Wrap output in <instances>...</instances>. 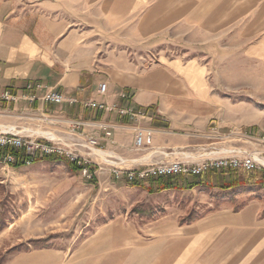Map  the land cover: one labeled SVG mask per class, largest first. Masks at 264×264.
<instances>
[{"label":"crops","instance_id":"crops-1","mask_svg":"<svg viewBox=\"0 0 264 264\" xmlns=\"http://www.w3.org/2000/svg\"><path fill=\"white\" fill-rule=\"evenodd\" d=\"M231 25L242 27L241 42L259 35L246 50L264 52V0H0V97L11 91L39 99L55 90L77 100L74 105L4 104L29 115L59 114L71 124L81 123L85 137L97 139L111 159L120 161L116 164L220 158L223 152L215 149L199 156L185 152L207 144L204 139L215 131L218 104L208 68L196 59L163 58L143 71L129 52L167 36L183 37L186 50L202 51L208 37ZM193 35L201 38L194 42ZM102 84H107L106 95L99 92ZM88 100L150 109L152 120L140 124L155 131L153 145L136 149L137 124L115 112L86 109ZM8 128L19 131L0 126ZM213 185L208 184L211 190L222 189ZM152 235L145 240L124 227L104 229L73 251L23 253L32 256L26 264H264V208L259 204L220 206L186 224L157 225Z\"/></svg>","mask_w":264,"mask_h":264},{"label":"rangeland","instance_id":"rangeland-1","mask_svg":"<svg viewBox=\"0 0 264 264\" xmlns=\"http://www.w3.org/2000/svg\"><path fill=\"white\" fill-rule=\"evenodd\" d=\"M225 28L218 36L208 37L209 44L202 51L186 50L183 37L167 36L141 51H130L129 55L143 71L158 66L163 58L196 59L208 68L207 81L218 104L212 123L215 131H211L210 139H204L207 144L185 152L199 156L205 149H215L223 152L222 157H228L231 152L242 150L257 153L264 160V52L246 50L260 36L244 43L238 35L242 27ZM200 38L193 35L194 42ZM31 113L15 111L0 101V126H16L33 139H54L56 145L95 167L96 183L83 171L71 172L63 162L39 161L14 169L0 161V264H26L31 255L10 251L19 245L27 246L30 241L42 240L37 247L29 246L34 252L73 251L104 229L124 227L135 236L150 240L157 225L186 224L220 206L243 209L259 204L264 208V186L256 183L264 175L262 169H253L246 174L250 183L232 190L195 188L149 193L127 186L114 176L113 170L142 169L155 163L128 167L116 164L120 161L110 155L108 160L112 163H107L105 155L98 151L90 154L79 146L86 143V135L81 129L74 131L68 118L50 113L55 117L47 120L42 112ZM97 148L106 153L101 145ZM244 176L240 173V177Z\"/></svg>","mask_w":264,"mask_h":264},{"label":"built area","instance_id":"built-area-1","mask_svg":"<svg viewBox=\"0 0 264 264\" xmlns=\"http://www.w3.org/2000/svg\"><path fill=\"white\" fill-rule=\"evenodd\" d=\"M40 87V86H38ZM33 86L29 85L28 89H32ZM99 92L101 95H106L107 84L100 86ZM124 100H129L128 95H122ZM0 101L5 104H17L20 102L35 103L40 101L43 105H60L69 103L71 105L76 104L78 101L75 99H66L62 94L55 90L48 91L41 98L31 97L28 95H17L11 91H5ZM83 106L86 109H92L95 111H103L108 113H117L120 117L127 119L131 123H136L134 145L136 149L143 150L149 148L154 143L155 131L152 128H146L141 126V122L145 120H152L149 114L143 110L134 109L132 106L118 107L114 104L98 103L92 100L83 102ZM48 120V119H47ZM73 130L80 129L81 123H72ZM107 130V129H106ZM108 137L111 136L110 132H107ZM42 141L33 139L32 137L23 135L22 131H16L15 128L1 129L0 130V150L3 151L2 161L6 165H12L15 162V157L12 154L13 150L23 151L27 157L26 165H31L34 160L43 155H59L66 156L71 162L77 163L79 166H83L84 175L91 178L89 171L90 163L84 161L74 155L68 153L66 150L56 145L51 139ZM264 142V138L262 139ZM58 144V143H57ZM80 147L87 149L90 154L94 151H101L97 147L99 141L95 138L87 139L85 144H79ZM231 156L220 157L216 159H205L200 162H191L189 160H165L159 161L155 164L146 166L142 169H114L113 174L117 179H126L128 181L133 180H146L148 178L156 177H167L174 175H201L210 170H224V171H235V170H253L262 169L264 174V164L260 160L257 153H248L247 151H234L231 152ZM165 157H167L165 155Z\"/></svg>","mask_w":264,"mask_h":264},{"label":"trees","instance_id":"trees-1","mask_svg":"<svg viewBox=\"0 0 264 264\" xmlns=\"http://www.w3.org/2000/svg\"><path fill=\"white\" fill-rule=\"evenodd\" d=\"M150 110V109H149ZM146 110L145 112H149ZM3 151L0 150V161H2ZM12 154L15 157V162L11 165L14 169H19L26 165V155L23 151L13 150ZM47 162V163H56L63 162L65 163L71 172L78 174L83 171L84 167L77 165L75 162H71L66 156L59 155H43L37 157L34 162ZM89 171L91 174V182L96 183V176L94 175L95 167L90 166ZM254 171H246V170H235V171H224V170H210L201 175H174L167 177H156V178H148L146 180H133L128 181L126 179H122V181L129 187L135 188H143L149 193H157L165 190H188L193 188H205L210 189L208 184H214V187L222 188L224 190L238 188L240 186H245L250 183L249 174ZM240 173H244L245 176L240 177ZM228 177V179H226ZM261 186H264V175H262L259 179ZM42 240L30 241L29 245H19L18 247L13 248L10 253H22L29 252V246L34 245L37 247ZM20 248H25L23 251H20Z\"/></svg>","mask_w":264,"mask_h":264},{"label":"bare ground","instance_id":"bare-ground-1","mask_svg":"<svg viewBox=\"0 0 264 264\" xmlns=\"http://www.w3.org/2000/svg\"><path fill=\"white\" fill-rule=\"evenodd\" d=\"M98 152H99V151H98ZM99 153H100V155H102V156L105 155V157L107 158V159L105 158V161H106L107 163H112L111 161L108 160L109 155H107V154L105 153V151H100ZM109 158H110V157H109ZM260 160H261L262 163L264 164V160H263V159H260Z\"/></svg>","mask_w":264,"mask_h":264}]
</instances>
